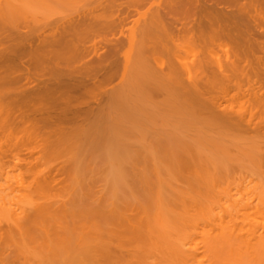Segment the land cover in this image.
Here are the masks:
<instances>
[{
    "label": "rangeland",
    "instance_id": "374dc122",
    "mask_svg": "<svg viewBox=\"0 0 264 264\" xmlns=\"http://www.w3.org/2000/svg\"><path fill=\"white\" fill-rule=\"evenodd\" d=\"M26 1L25 0L23 1L17 0L16 2L14 1L17 4L18 3L23 4L22 6L18 4L20 8H22L20 10L19 6L15 4L14 2H11L10 0L11 3L18 6V8L15 5H12L14 7L12 6L11 7L17 8L18 10H20V12H16V14H15V11L13 10L14 14L11 15L12 13H10L11 19L12 18L15 19L14 15H16L17 17L21 15L23 17H18L19 19L17 20L15 19L16 21L14 23H13L14 21L13 19L8 20L9 15L6 16L7 19L4 17L3 19L6 21V24L8 25V27L10 26L11 28H15V30L14 29L10 30V27L8 28L7 25H5L8 29H6V27L4 26L5 27L4 30L1 31L3 33H0V60L3 59L4 57L3 54L6 53L9 48L13 49L14 47L15 49H19V47L21 46V51L17 52L15 54L16 55L15 57H9V61L4 66L2 67L0 66V168H1L0 169L1 170L0 172V193L2 196V197L0 196V206L2 205L0 207V215H1L0 218H2V215H3V213H1L2 210L5 211L8 208H12V206H15L19 198L23 197L24 195L26 196L27 194H28L27 195L28 197L30 195V199H31L30 202L32 203V205L28 209L29 211L28 212L26 211L27 214L25 213L23 216L24 217L26 216L25 220L27 218L29 219V220L27 219L26 221H28V224L30 227H33L34 226L33 224L35 223L39 224V219L34 220L33 218V208L35 207H39L43 209L44 208L50 209L54 212H60L59 210L66 207L67 209L66 211H71L73 214L79 212L82 209H86V208H91V209L92 208L98 209L100 207L103 208L104 205H105L104 208L107 207L106 209H109L112 207V209L119 210V208L125 206L126 204L127 205L132 204L134 206L137 204L141 205L142 203L143 205L144 200L142 201L141 199L142 196L140 193L144 194L145 192L148 195L146 196L145 195L146 193H145L144 196L146 198H143V199H146V201L148 202L149 200H147V197L149 199V195L153 197V199H151L152 197L150 198L151 201L159 200L160 195H162L163 200H167L165 198L169 197V195L170 197L171 196L174 197V194H175L174 191L175 190L177 191L179 187L180 188L186 187V184L183 183L181 180H179L177 178L178 177L177 175H176L177 177H175L173 176V174L174 172H176L174 170L179 167L178 165H176L177 160L179 159L180 161V159H182V161H180L179 163L184 162L188 158V155H184V154H186V152H190L191 150L196 152V154L191 155L192 158L189 157L190 159H193V157L195 158V156L200 154L198 158L200 159L201 158L208 159V157L211 159L214 158L215 162L218 159H221L220 155L222 153L223 155H225V156L222 155L223 161L226 159L225 157L230 158L229 159L230 161L228 164L230 168L228 166L227 167L224 166L228 163L227 159H226L227 160L226 164L225 162H223L224 165L221 164V166H224L229 169H233L234 168V167L232 168L233 165L234 166L236 165L235 167L237 168L238 166H240L238 168V172H237V168H234V170H236L237 172L235 173L239 174L240 176H245L247 169H250L251 171L252 170H255V171L264 170V157H263L264 155V132H263L264 122L262 123L259 121V118L262 115H264V110L263 112H260L257 110L259 108H256L252 105V104H255L254 103L255 101L253 100H255L256 98H258L256 100L264 99V0H222V2L219 3L221 1L220 0L218 1L219 4L215 3L216 0H212V1L210 0H207V1L206 0H198V1L189 0L193 4V6L191 4L192 7L191 6L190 7L191 8L195 7L197 9L196 11L194 9H190L191 11L194 10L196 14V15L192 14L193 13L192 11L191 13L192 16L191 14H189V12L186 13L185 8L187 9L188 6L181 8V10L182 9L185 10V14H181V11L179 10L180 8L177 5H180L181 7L182 4L184 5V3L186 5V2L182 4L180 3L178 4L180 0H176V1L175 0L173 1L171 0L170 1L168 0H126L125 1L124 0L125 3L123 2V0H121L124 4L120 0L118 1H120L121 4L120 2H116L117 0H113L116 4H118L117 6L116 4L113 3V6L114 5L117 6V7L116 6L114 7L115 9L113 8V6H111L112 0L111 2H108L109 0L107 1L106 0H103V1L101 0H67L69 1V3L68 2L66 3L65 0H60V1L59 0H54V1L46 0V3H48V1L53 2V3L49 2L50 5L48 6L50 7L52 5L53 6V7L51 6L52 9H50L51 7L47 9L48 7L44 6L46 4V3L43 4L45 0L44 2L43 0H35V1L29 0V2L28 1L26 2ZM70 1L73 3H71ZM100 1L103 2V5ZM105 2H106V5H105ZM171 2H175V5H176L175 9L176 11L179 10L180 16L178 15L179 14L178 11L176 12L175 10L173 11V16L170 14H169L170 16L169 15L164 16V12L166 11L165 9H167V7L174 8V6H170ZM193 2H197V3H193ZM1 3H2V0H0V4ZM29 3L31 4L33 3L34 5L32 4L31 6L29 5ZM54 3H55V9L57 6H59L57 8L58 9L62 8L61 11L59 10L58 12L57 10L54 9ZM107 3L108 4L111 3V5H109L110 6L109 8H108ZM35 4L38 5L39 7L36 6ZM59 4L63 6H61L60 8ZM68 4H70V6L74 4L73 6H71L73 8V9L71 8V11L73 10L72 12L70 11V8H68L70 7ZM99 4L100 6L101 5L102 6L100 7ZM166 4H169V5L167 6ZM172 5L174 4L172 3ZM163 6L166 8H164ZM40 7L42 8L41 10H39ZM102 7L105 8L103 10L104 13L101 10ZM240 7H241V10H240ZM2 8H4V5ZM77 8L79 9L78 11H77ZM92 8L95 11L92 10ZM202 8H204L203 9L204 11L202 10ZM238 8L240 11H238ZM63 9H65L64 10L65 13H63L62 11ZM68 9L70 11L69 13H67ZM109 9L112 11H110ZM0 10H5V9H0ZM74 10H76L77 13H75L76 11ZM91 10L93 14L98 12L96 13L97 15H94L96 17L95 19H97L96 21H94V17L92 16V14H90ZM21 11L25 12L26 17L24 16L23 12H22L23 14H21ZM26 11L28 14L26 13ZM99 11L102 12V15L100 16H98L99 14H101L99 13ZM155 11L156 13L160 12L159 14L158 13L157 14L160 15L159 18H162L164 20L163 21L161 19V22L163 21L162 25L165 26L163 27L161 25L160 27L157 25L158 26L157 27L155 25L158 32L157 30H155V28H152L153 21H155L152 18L155 17V15L158 16L156 13L155 15L151 14V13H154ZM218 11L220 13H218ZM30 12H33V13H30ZM86 12H88L89 15ZM60 13L63 14L65 18L66 17L67 18L64 20V17L62 15H59ZM208 13L211 14L212 17L214 16L213 19L210 15H208L207 17L206 14ZM217 13L220 15L221 18L219 17ZM29 14H31V16ZM56 14H58V16ZM73 14H75V17ZM85 14H87L88 18L91 19V21L95 23V25L98 23L97 24L98 26L96 25L95 27V25L92 23L95 28L94 27L91 28L92 26L91 25L87 29L83 30V33H81V31L79 30L80 32L79 33L80 35L78 34L79 36L78 35L74 36L75 35L74 34L73 35L74 38L71 37L70 41H71V44H73L74 46L76 45V46L74 47L73 45H70L71 47L73 46V48H71L70 50H69L70 48L69 46H68V49H66L67 51L64 50V52H63V49L61 51V49L57 47L60 49V51L59 50L57 51L56 49L57 51L56 52L54 50L56 48L55 47V48H52V50L55 52L54 54L51 48H47L48 46H45L43 48L42 45H39L40 42H37L39 41L40 38L39 39H36V38L40 37L41 33L44 32L45 33L44 35H46L47 37L57 35L61 32L60 30H63L64 25H70L74 20L76 21L78 19L79 20L84 19L86 16ZM186 14H189L190 16H187ZM97 16L100 18L102 17V19H105V20H102L98 18ZM149 16L152 18L150 19ZM217 16L218 18H216L215 20V17ZM199 18H202V19L199 20ZM208 18H209V21L213 20V22L214 21L216 22L218 20L216 22V24L218 25L220 21L222 22L220 23L222 24L221 28L222 27L223 28L222 29L220 28L218 30L220 33L219 36H216V33L215 34L213 33V29L217 27L219 28L220 25L219 26L211 25L213 23L212 22L210 23L208 21ZM62 20H64L65 22ZM7 21H9V23ZM57 21L58 22L60 21V23H58ZM194 21H197V22H194ZM200 21L207 24L205 26H208V27H205V26L203 27ZM100 22H103V23H100ZM110 23L114 24V26L112 27L113 29L111 28ZM146 23H147V26H146ZM100 24L103 25L102 28L100 27ZM106 24L109 25L111 30L110 28H107V26H105ZM104 26L105 28H103ZM145 26L148 30L145 29ZM187 28H189L190 30L192 28L191 31H194L193 33H195L196 31L200 32L202 36L201 37L198 36V32L190 36L191 34H189V32L191 31H189V29L186 30ZM104 29H108V30H104ZM144 29L149 32L150 36L152 34L153 39L155 36V39L157 40V42H154L155 40H150V38L152 39V37H150L149 35H148L149 37L145 35L142 38V33H143L142 31H144ZM184 29L186 31L181 33ZM217 29H215V31ZM8 30L9 32H7ZM92 30L93 32L95 31L94 33L98 32L97 35L94 34ZM89 31L91 32L89 33ZM161 32L164 34L166 33V36H164V34H162ZM172 32L174 35L172 34ZM210 32L215 36V39L213 35L212 37L210 36ZM92 33L93 35H91ZM185 33L190 39L193 38V40L192 41L189 40L188 42L189 38L186 36ZM140 34L141 36H139ZM157 34H160L159 35L160 37ZM182 34L184 36H181ZM37 35H40V36H37ZM169 35L172 37H170ZM162 36H164L165 38L163 39ZM185 36L188 39L186 38L182 39ZM195 36L196 37L198 36V37L196 38ZM26 37H29L30 39H32V42L34 41L31 44V47L32 46L33 47L32 48L30 47V49H33L31 51H34V48L36 47L37 43L39 45L38 47H36L35 52H33L34 56L32 54L31 56H29L30 53L27 54L28 52H31L29 51L30 49L27 48V46H25L27 50L25 48L24 49L22 48L23 45H21L22 44L21 42H23V40ZM166 37H167V40L168 39L170 40L165 41ZM202 37L204 40L202 39ZM141 39L142 41H140ZM148 39L150 41H148ZM190 41L192 42V44H189L191 43ZM166 42H169V43L172 42L170 43L171 48L169 47V43L165 44ZM199 42L201 45L199 44ZM148 43L150 44V46ZM19 44L20 46H18ZM195 44H196V48H195ZM151 45L153 46L151 47ZM172 45H174L173 48H172ZM184 45L189 46L192 49V51ZM133 46L135 48L137 47V49H134ZM191 46H193L194 48ZM205 46H207V48H204ZM78 47L80 51L77 50ZM138 48H139V51H137ZM208 48L209 49L211 48V49L209 50ZM83 49H85V51ZM165 49L167 50V52ZM25 50L28 52H26ZM168 50L169 51L171 50V52H169ZM47 51L48 52L52 51L53 53L52 52L50 54L46 53ZM65 51L67 54H64ZM143 51L144 53H142ZM173 51H175V54ZM206 51H208V53H206ZM148 52H150V54ZM213 52L214 53L216 52L217 54L220 53L219 54L220 56L216 55V53L214 54ZM188 53L189 54L191 53L190 56H187L189 55ZM81 54H83L84 57H82L83 55ZM157 54H159L161 57L163 55L164 57L167 55L169 58L167 56H166L167 58L166 57L161 58ZM171 54L173 56H171ZM203 54L204 56L202 57ZM49 55H53L51 56L53 57V60H51L52 59L51 57H48ZM174 55L176 56L174 57ZM206 55L208 57H206ZM43 56H44V59L42 58ZM186 56L188 57V59ZM200 57L202 59L207 58L208 61L209 59H214V60L216 59L217 62H219V64L223 66L222 71H225L224 74L222 72H221L222 74L218 72L219 73L218 77L220 75L219 78L222 79L224 78L223 76H225L226 73H228L226 77L229 75L228 77L232 80V82L231 80L226 81V78H224V80L222 79L224 81V88H219L217 85H211L210 82H206V80H209L208 77L210 78L211 75H208V77L206 75H203L205 76V78L201 76V79H198L196 83L189 81L193 79L194 74H195V73L194 74L191 73L193 72L192 70L193 63L191 64L190 61L195 62V59H201ZM34 58H37V59H34ZM170 58L174 60L172 61L170 60ZM97 59L98 60L100 59L99 61L101 62V64L100 62H97L100 64V65L97 64L99 66L98 69L102 67L100 72L97 70V68H95L97 66L96 65ZM159 59H161V61H159ZM167 59H169L170 62ZM87 62H90V63L86 64ZM173 62L174 63L176 62L175 63L176 66H178L179 63L182 64L181 66H183V69H184L183 71L185 72L187 71L186 73L189 72L188 69L191 70V72L188 73L190 76L188 81L191 82V85L193 84L194 86L195 84H198L197 87L199 88L198 89L196 88L197 90H199L201 87L202 90L198 91L199 94L196 92L197 91L196 90L195 92L197 93V95L195 93L188 95V92H186V90H184L183 87L182 89L181 86H180V89L178 88V90L176 91L175 89L177 87L176 82H178L179 79H185V76L184 75L180 76L181 74H179L180 72H178V75H179V78H177L178 80L174 79V80H171V83L169 82L170 80L167 79L168 77L167 75L170 76L169 74L170 72H168V69L172 68V70H174L173 73H177V70H178V68L177 70H175L176 66L174 65ZM209 62H212V60ZM82 63H84L85 66L87 65V67L88 65H90L89 67H91V69L93 70L96 69V70L93 73V71H91L90 68L86 69L87 67L85 68V66ZM141 64L143 65L141 66ZM157 64L160 67L157 66ZM127 65L128 66L130 65V66L128 67ZM54 66L56 67L55 68L56 70L53 69ZM67 66H68V69L66 68ZM69 66L71 68H69ZM81 66L83 67V69L80 68ZM165 66L166 68L169 66L167 70ZM73 67L78 73H75L76 71L74 70ZM84 68H85V72H84ZM153 68H157V70ZM159 68H161V71H159L161 74L156 73V71L158 72V70H160ZM163 68L165 71L162 70ZM180 68L181 67L179 66V69ZM50 70L55 71V72L58 71L60 73L58 75V72L52 73ZM145 70H146V73L144 72ZM147 71L149 72L148 74H147ZM49 72H51L52 74L58 75V77H54V79L56 78L58 81L55 83L53 82V86L55 85L56 89L58 86V84L56 86V83H58L59 81L61 83L65 81V83L67 82L66 84H68V82L74 79L68 85H66V88L67 86L68 87L70 86L69 88L71 89L73 88L72 91L70 89L67 90L68 92H66V90L64 91L66 92L64 94L68 93L69 96L64 95L63 97H61L57 95L58 92L54 93L53 91V93L56 95L54 96L52 92H50L49 94L47 93L48 100H43L45 98L43 97V95H41L43 99H41L39 95L38 96L32 95L30 100L29 98L28 99L22 98L23 97L22 95L27 92L26 90L33 91V90H30V88L34 89V91L36 89L37 91H40V92H44L43 90H48V87L50 86V84L52 86V81H54V79H52L53 78L52 75H50ZM79 72L81 75L79 74ZM190 74H192L193 77ZM250 74L253 77L248 78ZM84 75H86L87 77H85ZM162 75H163V78H162ZM48 76H49L50 83L48 82ZM150 76L152 79L148 78ZM172 76L173 75H171V77ZM216 76L217 74L215 75V78L217 79ZM233 76H235L238 81L234 82L236 79L233 80V78H235ZM50 77H52L51 80H50ZM154 77H156L157 80L153 79ZM198 77H200V75ZM46 79H47V82H45L44 84L43 81H45ZM77 79L81 81L78 80L77 82ZM221 79H217V80H221ZM26 81L29 82V85H27V87L29 88L25 87L26 84L24 83H26ZM172 81L173 82L175 81V83H172ZM202 81L205 83H202ZM225 81L228 82L229 84L228 83L226 84ZM237 82L239 86L238 84H236ZM47 83L49 84V86H47ZM149 83L153 87L149 85ZM181 83H182V80H180L179 84ZM207 83L208 85H206ZM234 83L235 85H233ZM241 83H242V87L240 86ZM76 84H79L78 85L79 87L76 86L77 89L74 86ZM60 85H59L60 88L64 87L62 85L61 87ZM188 85L191 86L190 84ZM193 85H192V88L194 87ZM21 86H24V89L23 87L21 89ZM203 86H206L207 88ZM18 88L19 90L21 89L23 92L24 91L26 92L22 94L21 90L20 91L17 90ZM41 88H43V90ZM52 88L51 90H53ZM204 88L205 89L210 88V90L209 91L207 90L206 92ZM213 88H215L216 90ZM69 90L72 94H70ZM57 91H61V93H63L62 90H57ZM217 93H220V95H218ZM225 93L227 94L229 93L228 95L230 97ZM58 94H60V92ZM254 94H256L257 96ZM164 96H166L167 98L169 97V100L168 99L165 100L166 97L164 98ZM244 96L247 98H245ZM229 98L230 100H228ZM242 98L244 99L245 102H242L243 101ZM175 99H177V101ZM5 100L6 101L11 100V104L14 105V107L17 109H14L13 106L10 104H9L10 105V108H9L8 101L6 102ZM13 100L14 102L15 100L20 101V102L18 101L19 103H17L19 107L15 106L17 101L14 103ZM250 101H253V103H251ZM5 102L7 103V105L5 104ZM32 102H34L35 105L32 104ZM146 102L150 103L151 107H149V105ZM232 102L234 103V105ZM239 102L241 103L240 107L243 109H240ZM27 103H28V106L25 107ZM214 104L216 105L214 106ZM228 104L229 105L232 104L233 106L227 109L229 106ZM247 104L250 106H248ZM138 105H141L142 107L139 106L140 107L139 109ZM244 105L248 106V109L247 107H243ZM216 106L218 107L216 108ZM23 107L27 109L23 110L24 109ZM169 107L172 109L170 110V112H169V109H170ZM225 107L227 110L225 109ZM30 108L32 110H30ZM208 108L210 109L208 110ZM246 109L247 111H245ZM13 110H16V111H13ZM210 110L211 112H209ZM216 110H219L218 113H220L219 114L220 117H222L221 115L223 114L225 115V116L223 115L222 119H217L220 121L223 120L224 117L226 119L227 116H228L227 118L229 119H234V120L235 119L237 120L238 118L241 119L238 114H245L246 112L249 113L251 111L254 118L252 117L251 121H253V123H250L249 126H252V127H250V129H245L246 131L245 133L243 129L244 127H242L243 130L241 129L240 130L241 133L239 134V130L237 129V131H235L236 127L233 128L231 125L232 123L234 124L236 122L231 120L232 123L230 124L231 125L230 126L228 125L230 123V120H229L227 126H230V127L228 128V130L226 129L225 130L226 132H228L229 130L232 129L231 133H233V131L234 133L237 132V134L235 133L237 137L231 134L230 131L229 133L226 134V132L223 129L226 128L227 126L225 127V125H222L221 122L220 123L222 126H220L218 121H217L218 123L214 122L216 121L215 120L216 117H214L215 116L214 113L216 114L217 117H219L218 113H216L217 112ZM260 110L262 111V109ZM172 111L174 112L172 113ZM212 111H214V113ZM240 111L242 113H240ZM168 112H169V115H168ZM230 112L231 114H229ZM183 113H186V114L182 115ZM209 113H212V114H209ZM225 113H228L229 115ZM207 114L210 117H208ZM138 116L141 119H139ZM190 116L193 118L190 119ZM185 117L189 118L190 121H188L189 119ZM246 117H249L248 114ZM40 118H42L43 120ZM212 118H214V120ZM52 119H54L55 121L53 122ZM138 119L140 122L142 120V122L140 123ZM211 120L214 124H216V128L217 127L221 128L224 132L221 129L220 130L216 129L215 125L211 126L212 128H210V125L213 124ZM106 121L108 123H106ZM112 121H115L116 124ZM254 122H257V123L254 124ZM209 123L211 124L209 125ZM101 124H103L104 126ZM131 124L133 126H130ZM240 125L242 126L243 124H240ZM99 126H102V127H99ZM257 126L259 128V131L256 132L258 128L255 129L253 127H257ZM214 129L218 131L216 132ZM99 130L100 131L102 130V131L100 132ZM108 131H109V134L111 133L112 135L111 134L109 135ZM260 134H262L263 137ZM84 135H86V137H84ZM231 135L234 137H231ZM226 137L231 138V139L227 138L228 140H226L225 139ZM257 137L259 138L257 139ZM240 138H242V140H240ZM89 141L91 143H94V145L90 144ZM204 146H205V151L207 152V154H210V155H207L205 151L203 152L204 149H202V152L198 150L199 148L201 147L203 148ZM211 146L214 149H212ZM227 147L229 148V150ZM217 149L219 152H220L219 149H222L221 151L223 152L228 150L227 153H229V155L225 154V152L224 153L220 152V155H218ZM211 151L214 153H211ZM230 153L232 155L234 154L233 155L234 157L230 155ZM173 154H175L176 157L177 158L179 157V158L176 160L175 159L176 157L173 156ZM169 155L171 157H169ZM214 155L215 156L217 155L218 159H216L217 157H215ZM174 159L175 161H173ZM196 159H194L195 162H196ZM167 160L169 162L166 164V167H165L164 162H166ZM219 161L221 162L222 160H218L217 164H219ZM161 162H163L164 165H162ZM173 163L176 166H178L175 169L173 168L174 172L172 171V167H174L172 166L174 165ZM148 164L150 165L148 166ZM168 165L169 167H167ZM180 166H182V163L180 164ZM167 168H169V170ZM157 170L159 171L160 174L158 173ZM234 170H231V171L233 172ZM178 171L175 174H179ZM183 171H184V174L180 173V177L181 175L184 177L188 176L187 173H185L186 171L185 170ZM5 172L7 173L5 174ZM150 172H151L150 174L151 177H152V174L155 176V177L153 176L154 179L153 177H152V180L150 179L152 182H148L149 180L148 178H150L149 177L150 175L148 176V173ZM166 174H169V175L167 176ZM143 175L146 177V179L144 178ZM163 175H166V176H163ZM49 179L51 182L48 181ZM43 182L44 183L46 182V183L44 184ZM162 182H165L163 184L165 186H168L167 187L168 191L166 190L165 186L164 188H161L163 186V184H161ZM166 182L168 185L166 184ZM170 182L172 183L170 184ZM148 183L150 184V187L154 185L152 187L154 189L150 188L148 186L149 185ZM159 184L162 186H160ZM155 185L160 186V188L155 187ZM50 187H52L53 189ZM32 191L34 194L32 193ZM172 192H173V195H171ZM31 195H33V197ZM90 195H92L93 198ZM2 198H5L6 203H4V199L2 200ZM138 198L141 202L138 200ZM67 201L70 203H68ZM169 202L171 201L169 200ZM64 203L66 204V206H64L65 205ZM99 203L101 206L98 205ZM161 204L165 205L164 203H161ZM143 207L145 206L143 205ZM166 208H168V206H166ZM64 210L65 209L61 211H64ZM14 217H12L13 222L10 221L9 223H6L7 220L5 221L4 217L2 218L4 221L0 220V223H1L0 229L1 230L3 229L2 232H6L2 234L0 230V234H2L3 237L6 236V238H8L7 235H10L9 233L12 232L11 234L13 236L12 235L11 236L17 237L16 239H18L16 230H13V228L15 229V226H16V225H13L14 220H16V217L15 219ZM23 219L22 220L19 219L16 221L17 223L22 224ZM45 223L46 222L44 221L43 224ZM9 229H10V232L8 231ZM33 230H35V233L38 232L37 231L38 229L36 227L33 228ZM2 235H0V238L2 237ZM33 239H35L34 242H32L33 240L29 238V240L33 243V245L31 244L29 245L28 244L29 240L28 238L25 237V240H28V241L21 240V243L17 247H15L16 245L11 243L10 242L11 240L9 239L7 240H9L10 243L5 242L6 241L5 238L0 239L1 248H2L3 242L5 245V246L3 245V248L5 249L2 248L1 250L0 248V251L1 252L3 251L2 253L3 254L5 253L4 255L7 254L9 256V259L7 258L8 260H6L7 262H10V259H11L14 264H15V261H17L16 264H19L21 262V260L19 259L23 257H27V258L29 257L28 253L38 255L39 252L37 251L38 250L37 248H41V247L40 246L38 247L36 245L40 244V240L39 238H38L39 241L38 240L36 241L37 238H33ZM5 243L10 244L11 246ZM4 250L6 251L4 252ZM1 252H0V256L3 255ZM17 253L19 254L17 255ZM15 256L17 257L19 256L20 258L18 259L16 257L17 260H15L16 259L14 258ZM135 256L137 257V259H135V262H137L138 264H158L157 261L147 259L146 255L137 254ZM2 261H4L3 258H1L0 263ZM2 263L5 264L6 262H2Z\"/></svg>",
    "mask_w": 264,
    "mask_h": 264
},
{
    "label": "bare ground",
    "instance_id": "6f19581e",
    "mask_svg": "<svg viewBox=\"0 0 264 264\" xmlns=\"http://www.w3.org/2000/svg\"><path fill=\"white\" fill-rule=\"evenodd\" d=\"M16 2L17 0H11V2ZM23 1V0H22ZM26 1V0H25ZM28 2H29V0H27ZM26 1V2H27ZM31 1V0H30ZM33 1H35V0H33ZM51 1V0H50ZM50 1H48V3H46V0H45V2H44V0H43V4H45L44 6H46V7H48L49 5H50V3H53V2H50ZM54 1V0H53ZM60 1V0H59ZM66 1V3L68 2L69 3V1H67V0H65ZM101 1H103V0H101ZM100 1V2H101ZM107 1V0H106ZM121 1V0H120ZM120 1H116V2H120ZM126 1V0H125ZM125 1L123 0V2L125 3ZM168 1H170V0H168ZM171 1H173V0H171ZM176 1V0H175ZM180 1H182V0H180ZM178 2V4L180 3V4H182V3H184V2H186V5H185V3H184V5L182 4L181 5V7H180V5H177L179 8V10L181 11V14H185V10H186V13H188L189 12V14H191L192 13V11H193V13L192 14H194V15H196L195 14V12H194V10L196 11L197 9L194 7V8H191L192 6H193V4L189 1V0H183L182 2ZM187 1H189V2H187ZM191 1H193V0H191ZM196 1V0H195ZM198 1V0H197ZM207 1V0H206ZM210 1H212V0H210ZM218 1H220V0H216V2L215 3H217V4H219V3H221L222 2V0L218 3ZM5 2V3H4ZM4 2H3V0H2V3L0 4L2 7H3V5H4V8H2L1 6H0V9H5V10H0V33H3V32H1L2 30H4V28L6 27L5 25H7L6 24V21L3 19L4 17L6 18V16L7 15H9L8 16V20L9 19H11V15H13L14 14V11H15V14H16V12H20V10L22 9V8H20V6H22L23 4H20V3H15V4H17L18 6H19V9L20 10H18L17 8H18V6L17 5H15V4H13V3H11L10 2V0L8 1V0H4ZM50 2V3H49ZM58 2V1H57ZM64 2V1H63ZM71 2V1H70ZM108 2H111V0H109ZM122 2V1H121ZM121 2H120V4H121ZM122 2V3H123ZM7 3V4H6ZM9 3V4H8ZM41 3V2H40ZM60 3V2H59ZM62 3V2H61ZM71 3H73V2H71ZM102 3V5H103V2H101ZM100 3V4H101ZM111 3H112V5H111ZM111 3H107L108 4V8L110 7L109 5H111V6H113V3L114 4H116L113 0H112V2ZM123 3V4H124ZM172 3L174 4V5H172ZM177 3V2H176ZM193 3H197V2H193ZM6 4V5H5ZM33 4V3H32ZM32 4L31 3H29V5H31L32 6ZM48 4V5H47ZM63 4V3H62ZM98 4V3H97ZM100 4H99V6H100ZM191 4H192V6H191ZM12 5H15L17 8H12V7H14V6H12ZM28 5V6H29ZM34 5V4H33ZM36 5V4H35ZM60 5V4H59ZM64 5V4H63ZM63 5H60V8H61V6H63ZM69 6H70V4H68ZM74 5V4H73ZM73 5H71V6H73ZM76 5V4H75ZM101 5V6H102ZM105 5H106V2H105ZM117 6H118V4H116ZM116 5H114L113 6V8L116 6ZM167 6L169 5V4H166ZM12 6V7H11ZM26 6V5H25ZM36 6H38V5H36ZM40 6H41V4H40ZM43 6V7H44ZM52 6V5H51ZM50 6V7H51ZM68 7V8H70V11H71V8L72 7ZM78 6H79V4H78ZM77 6V7H78ZM82 6V5H81ZM81 6H80V8H81ZM100 6V7H101ZM116 6V7H117ZM122 6V5H121ZM170 6H174V8L173 7H167V9H165L166 11L164 12V16H166V15H172L173 16V11L175 10L176 11V5H175V2H171V5ZM188 6V7H187ZM191 6V7H190ZM195 6V5H194ZM9 7V8H8ZM39 7V6H38ZM45 7V8H46ZM50 7H48L47 9H49ZM53 7V6H52ZM52 7L50 8V9H52ZM57 7H59V6H57ZM56 7V9H55V3H54V9L55 10H57L58 12H59V10L61 11V9H58ZM65 7H66V5H65ZM107 7V6H106ZM164 7V6H163ZM184 8V7H187V9L185 8V10L184 9H182L181 10V8ZM35 8V7H34ZM44 8V9H45ZM96 8H97V6H96ZM95 8V9H96ZM164 8H166V7H164ZM17 11H16V10ZM37 9V8H36ZM42 8L40 7L39 8V10H41ZM46 9V10H47ZM54 9H53V11H54ZM73 9V8H72ZM105 8H101V10H102V12L104 13V10ZM107 9V8H106ZM112 9V8H111ZM115 9V8H114ZM190 9H194V10H190ZM204 8H202V10H203ZM14 10V11H13ZM65 9H63L62 11H63V13H65V11H64ZM79 9L77 8V11H78ZM92 10H94L93 8H92ZM92 10H91V13L90 14H92V16L94 17V21H96L97 19H95L96 17L94 16V15H97L96 13H98V12H96V13H92ZM110 10V9H109ZM164 10V9H163ZM179 10H177L178 11V15L180 16V12H179ZM184 10V11H183ZM206 10V9H205ZM240 10H241V7H240ZM239 10V8H238V11H240ZM24 11V10H23ZM23 11H21V14H23L24 13V16H25V12H23ZM57 11H55V12H57ZM67 11V10H66ZM69 11V9H68V12L67 13H69L70 12ZM73 11V10H72ZM71 11V12H72ZM74 11H76V10H74ZM77 11L75 12V13H77ZM95 11V10H94ZM110 11H112V10H110ZM157 11V10H156ZM156 11L154 12V13H151V14H154L155 15V13H156ZM176 11V12H177ZM182 11H183V13H182ZM191 11V12H190ZM204 11V10H203ZM207 11V10H206ZM23 12V13H22ZM29 12V11H28ZM46 12V11H45ZM90 12V11H89ZM102 12H100L99 11V13H101V14H99L98 16H100V15H102ZM163 12V11H162ZM216 12V11H215ZM10 13H12L11 15H10ZM26 13H27V11H26ZM30 13H33V12H30ZM42 13V12H41ZM52 13V12H51ZM87 14H88V12H86ZM108 13H109V11H108ZM111 13V12H110ZM158 13V12H157ZM156 13V14H157ZM160 13V12H159ZM158 13V14H159ZM196 13H198V12H196ZM200 13V12H199ZM218 13H220L219 11H218ZM217 13V14H218ZM28 14V13H27ZM45 14V13H44ZM84 14V13H83ZM87 14H85L86 16H87ZM105 14H107V13H105ZM105 14H103V15H105ZM157 14V15H158ZM189 14H186L187 16H190ZM192 14H191V16H192ZM215 14V13H214ZM30 16H31V14H29ZM48 15V14H47ZM54 15V14H53ZM57 16H58V14H56ZM59 15H62L63 16V14H59ZM74 15V17H75V14H73ZM77 15V14H76ZM89 15V14H88ZM153 15V16H154ZM169 15V16H170ZM207 15V17H208V15H210L211 16V14H206ZM219 15V14H218ZM16 15H14V18L17 20V19H19L18 17H23V16H16ZM46 16V15H45ZM71 16V15H70ZM80 16V15H79ZM86 16H85V18L84 19H81V20H74V19H72V20H74L73 22L72 21H70V22H72L70 25H64V28H63V30H60L59 32H57V33H59V34H57V35H54V36H50V37H47L46 35H44L45 33L43 32V33H41L40 35H37V36H40V37H37L36 39H39V41H37L36 39V41L37 42H40L39 43V45H42V47L44 48L45 46H48L47 48H51V50H52V48H55L54 50L56 51V49H57V51L59 50L60 51V49H61V51H62V49H63V52H64V50H66V49H68V46L70 47L69 48V50L71 49V48H73V44H71V41H70V38L71 37H73V35L74 36H77L80 32H79V30L81 31V33H83V30H85V29H87L89 26H91V28L92 27H94L93 26V24L95 25V23H93L92 21H91V19H89L88 18V16H87V18H86ZM97 16V17H98ZM159 16L160 15H158V16H156L155 15V17H150V19L152 18V19H154L155 21H153V24L152 23H150V24H152L153 25V27L152 28H155V30H157L156 29V26L158 25V26H160L161 27V25H162V22L164 21L162 18H159ZM174 16H175V14H174ZM10 17V18H9ZM26 17V16H25ZM64 17V16H63ZM62 17V18H63ZM74 17H72V18H74ZM91 17V16H90ZM92 17V18H93ZM145 17V16H144ZM183 17V16H182ZM206 17V16H205ZM206 17V18H207ZM212 17V16H211ZM211 17H209V18H211ZM214 17V16H213ZM213 17H212V19H213ZM219 17H220V15H219ZM30 18H32V17H30ZM47 18V17H46ZM67 18V17H66ZM65 17H64V20L66 19ZM83 18V17H82ZM98 18H100V17H98ZM147 18V17H146ZM178 18V17H177ZM184 18H185V16H184ZM188 18V17H187ZM186 18V19H187ZM193 18V17H192ZM196 18V17H195ZM209 18H208V21H209ZM216 18H218V16L217 17H215V20H216ZM221 18V17H220ZM7 19V18H6ZM13 19V18H12ZM11 19V20H12ZM15 19H13L14 21H13V23L16 21ZM49 19V18H48ZM100 19H102V17L100 18ZM99 19V20H100ZM159 19H160V21H159ZM161 19L163 20L162 22H161ZM165 19V18H164ZM176 19V18H175ZM190 19V18H189ZM198 19V18H197ZM200 19H202V18H199V20ZM211 19V20H212ZM64 20H62V21H64ZM102 20H105V19H102ZM192 20V19H191ZM206 20V19H205ZM222 20V19H221ZM5 21V22H4ZM67 21V20H66ZM69 21V20H68ZM101 21V20H100ZM107 21V20H106ZM111 21V20H110ZM157 21H159V22H157ZM176 21H178V20H176ZM218 21V20H217ZM216 21V22H217ZM223 21V20H222ZM8 23H9V21H7ZM11 22V21H10ZM58 22V21H57ZM65 22V21H64ZM109 22V21H108ZM107 22V23H108ZM112 22V21H111ZM114 22V21H113ZM194 22H197V21H194ZM199 22V21H198ZM201 22V25H203V27L205 26V25H207V24H205V23H203L202 21H200ZM210 23L212 22L213 24H211V25H214V26H219L220 25V27L217 29V28H214L213 29V33L215 34L216 33V36H219V29L221 28V23L219 22V25L218 24H216V22L214 23L213 22V20L212 21H209ZM58 23H60V21L58 22ZM93 23V24H92ZM100 23H103V22H100ZM105 23V22H104ZM159 23V24H158ZM161 23V24H160ZM203 23V24H202ZM11 24V23H10ZM55 24H56V22H55ZM64 24H66V23H64ZM98 24V23H97ZM96 24V25H97ZM109 24V23H108ZM12 25V24H11ZM96 25H95V27H96ZM151 25V26H152ZM156 25V26H155ZM5 26V27H4ZM60 26H61V24H60ZM66 26V27H65ZM98 26V25H97ZM102 24H100V27L102 28ZM105 26H107V28H110L109 27V25H105ZM105 26L103 27V28H105ZM110 26H111V28L114 26V24L113 23H110ZM117 26V25H116ZM146 26H147V23H146ZM146 26H145V29L146 30H148L147 28H146ZM155 26V27H154ZM157 26V27H158ZM163 27H165L164 25H162ZM7 27H8V25H7ZM6 27V29H8ZM13 27V26H12ZM94 27V28H95ZM142 27V26H141ZM159 27V28H160ZM181 27H183V26H181ZM205 27H208V26H205ZM62 28V27H61ZM111 28H110V30H111ZM115 28V27H114ZM185 28V27H184ZM223 28V27H222ZM221 28V29H222ZM5 29V30H6ZM15 30V28H11L10 27V30ZM90 29V28H89ZM88 29V30H89ZM113 29V28H112ZM144 29V31H140L141 33H142V38L145 36V35H149V32L148 31H146ZM161 29V28H160ZM159 29V30H160ZM183 29V28H182ZM189 28H187L186 30H188ZM215 29H217L216 31H218V32H216L215 31ZM104 30H108V29H104ZM151 30V29H150ZM185 29L181 32V30H180V32L181 33H183V32H185L186 31ZM191 30H192V28H191ZM190 29H189V31H191ZM146 31V32H145ZM152 31V30H151ZM161 31V30H160ZM188 31V32H189ZM222 31V30H221ZM220 31V32H221ZM7 32H9V30L7 31ZM88 32V31H87ZM91 31H89V33H90ZM92 32H93V30H92ZM95 32V31H94ZM93 32V33H94ZM97 32V31H96ZM157 32H158V30H157ZM170 32V31H169ZM187 32V33H188ZM192 33L194 32V31H191ZM191 32H189V34H191L190 36H192V35H194L196 32H198V31H196L195 33H191ZM93 33L91 34V35H93ZM98 33V32H97ZM97 33H94V34H96L97 35ZM145 33V34H144ZM147 33V34H146ZM150 33H152V32H150ZM162 33V32H161ZM178 33V32H177ZM23 34V33H22ZM33 34V33H32ZM88 34V33H87ZM86 34V35H87ZM137 34V33H136ZM144 34V35H143ZM154 34H155V32H154ZM162 34H164V33H162ZM161 34V35H162ZM172 34H173V32H172ZM186 34V33H185ZM188 34V35H189ZM200 34V35H199ZM218 34V35H217ZM2 35V34H1ZM80 35V34H79ZM78 35V36H79ZM82 35V34H81ZM84 35H85V33H84ZM89 35V34H88ZM158 36L160 35V34H157ZM174 35V34H173ZM212 33L210 32V36L212 37ZM43 36V37H42ZM83 36V35H82ZM139 36H141V34L139 35ZM150 36V35H149ZM148 36V37H149ZM164 36H166V33L164 34ZM164 36H162V38L164 39L165 37ZM170 36V35H169ZM179 36V35H178ZM181 36H184L183 34L181 35ZM186 36H187V34H186ZM186 36L184 37V38H182V39H185L186 38ZM198 36H202L201 35V33L200 32H198ZM197 36V37H198ZM214 36V35H213ZM23 37V36H22ZM150 37H152V34H151V36ZM160 37V36H159ZM170 37H172V36H170ZM188 37V36H187ZM196 37V36H195ZM196 37V38H197ZM199 37V38H200ZM74 38V37H73ZM140 38V37H139ZM139 38H138V40H139ZM179 38V37H178ZM189 38V37H188ZM188 38H186V39H188ZM192 38V37H191ZM136 39V38H135ZM147 39V38H146ZM145 39V40H146ZM172 39V38H171ZM174 39V38H173ZM202 39H203V37H202ZM214 39H215V36H214ZM145 40H143V41H145ZM150 40H155L154 42H157V40L155 39V36H154V39H153V37H152V39L150 38ZM149 39H148V41H150ZM160 40H161V38H160ZM167 40V37H166V39H165V41ZM170 39H168L167 41H169ZM189 40H193V38L192 39H188V42H189ZM197 40V39H196ZM204 40V39H203ZM82 41V40H81ZM140 41H142V39L140 40ZM147 41V40H146ZM163 41V40H162ZM190 41V42H191ZM195 41V40H194ZM17 42V41H16ZM15 42V43H16ZM34 42V41H33ZM32 42V39H30L29 37H26L24 40H23V42H21L22 44L21 45H23L22 46V48L24 49L25 48V46H27V48H29L30 49V47H31V44L33 43ZM78 42V41H77ZM83 42V41H82ZM161 42V41H160ZM159 42V43H160ZM164 42V41H163ZM183 42H185V41H183ZM182 42V43H183ZM147 43V42H146ZM169 42H166L165 44H168ZM170 43H172V42H170ZM170 43H169V47L171 46L170 45ZM198 43V42H197ZM196 43V44H197ZM205 43V42H204ZM204 43H202V44H204ZM75 44V43H74ZM134 44V43H133ZM149 44V43H148ZM147 44V45H148ZM156 44H158V43H156ZM189 44H192V42L191 43H189ZM196 44H195V48H196ZM199 44H200V42H199ZM1 45H2V43H1ZM17 45V44H16ZM38 45V43H37V45H36V47H38L39 46ZM70 45H73L72 47L70 46ZM194 45V44H193ZM201 45V44H200ZM18 46H20V44L18 45ZM76 46V45H75ZM74 46V47H75ZM135 46V45H134ZM133 46V48L134 49H137V47L135 48ZM137 46H139V45H137ZM149 46H150V44H149ZM148 46V47H149ZM153 45H151V47H152ZM155 46V45H154ZM163 46H164V44H163ZM167 46V45H166ZM184 46H186V45H184ZM204 46V45H203ZM212 46V45H211ZM219 46H221V45H219ZM17 47V46H16ZM33 47V46H32ZM31 47V48H32ZM35 47V46H34ZM36 47L34 48V51H31V50H33V49H30L29 51H31V52H28V51H26V52H28L27 54H29L30 53V55L29 56H31V54L34 56V54H33V52H35V49H36ZM42 47H40V48H42ZM57 47H59V48H57ZM145 47H147V46H145ZM159 47V46H158ZM169 47H168V49H169ZM174 47V45H172V48ZM183 47V46H182ZM186 47H188L191 51H192V49L189 47V46H186ZM191 47H193V46H191ZM198 47V46H197ZM213 47V46H212ZM216 47V46H215ZM82 48V47H81ZM80 48V49H81ZM84 48V47H83ZM141 48V47H140ZM155 48V47H154ZM165 48V47H164ZM171 48V47H170ZM194 48V47H193ZM204 48H207V46H205ZM220 48V47H219ZM261 48V47H260ZM10 49V48H9ZM8 49V51L6 52V53H4L3 55H4V57H3V59H1L0 60V66L2 67V66H4L8 61H9V57H15L16 55V53L17 52H20L21 51V46L19 47V49H15L14 47H13V49H10L9 50ZM209 49V48H208ZM211 49V48H210ZM209 49V50H210ZM222 49V48H221ZM49 50V49H48ZM77 50H79V47H78V49ZM84 51H85V49H83ZM140 50H142V49H140ZM166 50V49H165ZM216 50V49H215ZM214 50V51H215ZM235 50V49H234ZM38 51V50H37ZM41 51V50H40ZM53 51V50H52ZM52 51H47L46 53H51ZM56 51V52H57ZM67 51V50H66ZM66 51H65V53L64 54H67L66 53ZM80 51V50H79ZM137 51H139V48H138V50ZM164 51V50H163ZM162 51V52H163ZM169 51V50H168ZM175 51H177V50H175ZM175 51H173L174 52V54H175ZM185 51V50H184ZM212 51V50H211ZM225 51V50H224ZM54 52V51H53ZM52 52V53H53ZM70 52V51H69ZM166 52H167V50H166ZM169 52H171V50L169 51ZM202 52V51H201ZM204 52V51H203ZM217 52V51H216ZM215 52V53H216ZM37 53V52H36ZM40 53V52H39ZM45 53V54H46ZM59 53V52H58ZM142 53H144V51L142 52ZM149 54H150V52H148ZM186 53V52H185ZM206 53H208V51H206ZM210 53V52H209ZM214 53V52H213ZM214 53V54H215ZM225 53V52H224ZM54 54H55V52H54ZM146 54V53H145ZM149 54H147V55H149ZM154 54V53H153ZM164 54V53H163ZM167 54V53H166ZM189 54V53H188ZM191 54V53H190ZM190 54L189 55H187V56H190ZM211 54V53H210ZM220 53H216V55H219ZM60 55V54H59ZM80 55V54H79ZM81 55H83V54H81ZM157 55H159V54H157ZM177 55V54H176ZM176 55H174V57L176 56ZM181 55V54H180ZM186 55V54H185ZM223 55V54H222ZM32 56V57H33ZM37 56H39V55H37ZM51 56H53V55H49L48 57H51ZM76 56V55H75ZM152 56V55H151ZM155 56H156V54H155ZM160 56V55H159ZM167 56V55H166ZM165 56V57H166ZM171 56H173L172 54H171ZM170 56V57H171ZM178 56V55H177ZM186 56V57H187ZM191 56H193V55H191ZM195 56V55H194ZM204 56V54L202 55V57ZM220 56V55H219ZM236 56H237V54H236ZM239 56V55H238ZM55 57V56H54ZM82 57H84V55L82 56ZM82 57H81V59H82ZM150 57V56H149ZM154 57V56H153ZM158 57V56H157ZM161 57V56H160ZM162 57H164V55L162 56ZM161 57V58H162ZM164 57V58H165ZM168 57V56H167ZM166 57V58H167ZM206 57H208L207 55H206ZM215 57V56H214ZM43 59H44V56L42 57ZM47 58V57H46ZM52 59L51 60H53V57H51ZM159 58V57H158ZM169 58V57H168ZM183 58H185V57H183ZM201 58V57H200ZM212 58V57H211ZM34 59H37V58H34ZM176 59H178V58H176ZM187 59H188V57H187ZM187 59H185V60H187ZM195 59V58H194ZM194 59H192V60H194ZM50 60V59H49ZM55 60V59H54ZM100 60V59H99ZM98 59L96 60V65L97 64H99V63H97V62H100ZM131 60V59H130ZM164 60V59H163ZM168 61H169V59H167ZM166 60V61H167ZM170 60H172L171 58H170ZM174 60V59H173ZM172 60V61H173ZM212 60V62H209V61H211ZM214 59H209V61H208V59L207 58H201V59H195V62H193V61H190L191 62V64L193 63V65H192V70H193V72H191V70H189L188 68H189V66H188V73H192V74H194V77H193V75L192 74H190V75H192V77H193V79L192 80H189V81H191V82H197V80L198 79H201V76H203V75H206L207 77H208V75H211L210 76V78L208 77V79L209 80H206V82H210L211 83V85H217L219 88H224V78H226V81H228V80H231L228 76L226 77V75L228 74V73H226V75L225 76H223L224 78H219L220 77V75H219V77H218V72H220V74H224L225 73V71H222L223 70V66L221 65V64H219V62H217V60L215 59L214 61H213ZM149 61V60H148ZM159 61H161V59H159ZM167 61V62H168ZM172 61H171V63H172ZM225 61V60H224ZM145 62V61H144ZM170 62V61H169ZM177 62V61H176ZM175 62V63H176ZM85 63V62H84ZM84 63H82L84 66H85V64ZM88 63H90V62H87L86 64H88ZM137 63H139V62H137ZM142 63V62H141ZM151 63V62H150ZM160 63V62H159ZM174 63V62H173ZM174 63V65L176 66V64ZM189 63V62H188ZM188 63H187V65H188ZM100 64H101V62H100ZM99 64V65H100ZM161 64V63H160ZM92 65V64H91ZM139 65V64H138ZM143 64H141V66H142ZM182 64H180L179 63V65L178 66H176V68H175V70H177V68H178V70H177V73H173V71L174 70H172V68H169L168 69V72H170L169 74H170V76L169 75H167L168 77H167V79H169L170 81V83H171V80H178L177 78H179V75H178V72H180L179 74H181L180 76H185V79H179L178 80V82L180 83V80H182V83L181 84H183V85H181V84H179L178 82H176L177 84H176V91L178 90V88L180 89V86H181V88L183 87L184 88V90H186V92H188V95H190V94H196L197 95V93H198V91L200 90H202L201 89V87H200V89L199 90H197L199 87H197L198 86V84H195V86L192 88V85H191V82H189L188 81V79L190 78V76H189V74L188 73H186L185 71H183L184 69H183V66H181ZM190 65V64H189ZM234 65V64H233ZM90 65H88V67H87V65L85 66V68L86 69H88V68H90V70L91 71H93V73H94V71L96 70V69H91V67H89ZM94 66V65H93ZM98 66V65H97ZM95 67V68H97V70L100 72V70L102 69V67L100 68V69H98L99 68V66L98 67ZM128 66V65H127ZM130 66V65H129ZM128 66V67H129ZM148 66V65H147ZM146 66V67H147ZM156 66V65H155ZM157 66H159L158 64H157ZM167 66V65H166ZM166 66H165V68H166ZM179 66L181 67L180 69H179ZM150 67H152V66H150ZM160 67V66H159ZM169 67V66H168ZM167 67V68H168ZM234 67V66H233ZM56 67L54 66V68L53 69H55ZM67 69H68V66L66 67ZM65 68V69H66ZM69 68H71L70 66H69ZM74 68V67H73ZM72 68V69H73ZM81 69H83V67L81 66L80 67ZM85 68H84V72H85ZM148 68V67H147ZM167 68H166V70H167ZM145 69V68H144ZM153 69H156L157 70V68H153ZM160 70H158V72L156 71V70H154V71H156V73H159V74H161L159 71H161V68H159ZM225 69V68H224ZM245 69V68H244ZM56 70V69H55ZM74 70H75V68H74ZM78 70V69H77ZM162 70H164V68L162 69ZM181 70V71H180ZM52 73L53 72H55V71H52V70H50ZM76 71V70H75ZM75 71H73V72H75ZM81 71V70H80ZM97 71V72H98ZM165 71V70H164ZM227 71V70H226ZM51 72H49L50 73V75H52V77H50V80H51V78L52 79H54V77H58V75H59V73L60 72H58V75L56 76L55 74H52ZM57 72H55V73H57ZM82 72V71H81ZM87 72V71H86ZM145 73H146V70L144 71ZM176 72V71H175ZM182 72H184V73H182ZM222 72V73H221ZM75 73H78L77 71L75 72ZM149 72L147 71V74H148ZM152 73V72H151ZM163 73V72H162ZM165 73V72H164ZM167 73V72H166ZM79 74H80V72H79ZM84 74V73H83ZM89 74V73H88ZM176 74V75H175ZM217 74V79H221V80H217L216 78H215V75ZM231 74V73H230ZM55 75V76H54ZM61 75V74H60ZM81 75V74H80ZM87 75V74H86ZM86 75H84L85 77H87ZM110 75V74H109ZM111 75H112V73H111ZM166 75V74H165ZM171 75H173L172 77H171ZM200 75V77H198ZM154 76V75H153ZM222 76V75H221ZM62 77H63V75H62ZM61 77V78H62ZM147 77V76H146ZM170 77V78H169ZM175 77V78H174ZM188 77V78H187ZM204 78H205V76H203ZM233 77H235V76H233ZM237 77H238V75H237ZM251 78V77H253V76H251V74H250V76H248V78ZM260 77V76H259ZM258 77V78H259ZM59 78H60V76H59ZM110 78V77H109ZM148 78H151V76L150 77H148ZM162 78H163V75H162ZM63 79V78H62ZM81 79V78H80ZM90 79V78H89ZM152 79V78H151ZM153 79H156L157 80V78L156 77H154ZM165 79H166V77H165ZM164 79V80H165ZM234 79H236V77L235 78H233V80ZM56 80V81H55ZM59 80H61V79H59ZM65 80V79H64ZM74 80V79H73ZM73 80H71V81H73ZM78 80L79 79H77V82H78ZM83 80V79H82ZM155 80V81H156ZM184 80V81H183ZM187 80V81H186ZM196 80V81H195ZM58 80L55 78L54 79V81H52V86H51V84H50V86H49V84L47 83V86H49L48 87V90H50V91H48V90H43V88H41L44 92H40V91H37L36 89H35V91H34V89H32V88H30V90H33V91H29V90H26V91H22L21 89H22V87H23V89H24V86H21V92H22V94L23 93H25V94H21L22 96V98H29V100L31 99V96L33 95H36V96H40L41 97V95H43V97H45L44 99L41 97V99H43V100H48V98H47V93L49 94L50 92H52L53 93V91H54V93L56 92H60V94H58L57 93V95L58 96H61V97H63L64 95H67V96H69L68 95V93L67 94H64V93H66V92H68L67 90L68 89H70L71 91H72V89L71 88H69L68 86H67V88H66V85H68L70 82H68V84H66L65 83V81H63L62 83L59 81L58 83H56V86H57V84H58V86H57V89L55 88V85L53 86V82L55 83V82H57ZM66 81H67V79H66ZM79 81H81V80H79ZM200 81V80H199ZM204 81H205V79H204ZM225 81V82H226ZM236 81H238L237 79L234 81V82H236ZM45 82H47V79L45 80V81H43V83L45 84ZM48 82L50 83V81H49V76H48ZM99 82H101V81H99ZM151 82V81H150ZM231 82H232V80H231ZM3 83V82H2ZM28 83V84H27ZM60 83H61V85L62 86H64V87H62L61 85H60ZM74 83H76V82H74ZM98 83V82H97ZM172 83H175V81L173 82L172 81ZM202 83H205V82H203L202 81ZM228 82H226V84H227ZM249 83V82H248ZM24 84H26V86L25 87H27V85H29V82H27L26 81V83H24ZM159 84V83H158ZM186 84V85H185ZM188 84H190L191 86H189ZM229 84V83H228ZM236 84H238V82L236 83ZM59 85L62 87V88H60L59 87ZM79 84H76V85H74L75 86V88H76V86L77 87H79L78 86ZM83 85H85V84H83ZM82 85V86H83ZM149 85H151L150 83H149ZM173 85H175V84H173ZM188 85V86H187ZM203 85H205V84H203ZM206 85H208V83L206 84ZM233 85H235V83L233 84ZM5 86V85H4ZM46 86V87H47ZM81 86V85H80ZM152 86V85H151ZM200 86V85H199ZM202 86V85H201ZM238 86H239V84H238ZM241 87H242V83H241V85H240ZM43 87V86H42ZM45 87V86H44ZM53 89V90H51V88ZM60 89H59V88ZM150 87V86H149ZM153 87V86H152ZM191 87V88H190ZM203 87H206V86H203ZM3 88V87H2ZM27 88H29V87H27ZM154 88H155V86H154ZM182 88V89H183ZM197 88V89H196ZM207 88V87H206ZM256 88V87H255ZM26 89V88H25ZM77 89V88H76ZM151 89V88H150ZM213 89H215V88H213ZM4 90H6V89H4ZM17 90H19V88L17 89ZM19 90V91H20ZM57 90H62V92L63 93H61V91H57ZM66 90V92H64ZM70 90H69V92H70ZM153 90V89H152ZM161 90V89H160ZM164 90H166V89H164ZM197 90V91H196ZM204 90H206V92H207V90L209 91L210 90V88L209 89H205L204 88ZM216 90V89H215ZM253 90H255V89H253ZM37 91V92H36ZM47 91V92H46ZM74 91V90H73ZM175 91V92H176ZM197 93H196V92ZM251 91V90H250ZM163 92V91H162ZM161 92V93H162ZM174 92V93H175ZM203 92V91H202ZM206 92H204V93H206ZM223 92H225V91H223ZM259 92V91H258ZM18 93V92H17ZM53 93V94H54ZM160 93V92H159ZM177 93V92H176ZM240 93H242V92H240ZM63 94V95H62ZM70 94H72L71 92H70ZM164 94H165V92H164ZM199 94V93H198ZM218 95H220V93H217ZM225 94H227V93H225ZM229 94V93H228ZM227 94V95H228ZM231 94V93H230ZM17 95H19V94H17ZM56 94H54V96H55ZM234 95V94H233ZM244 95V94H243ZM242 95V96H243ZM254 95H256V94H254ZM259 95V94H258ZM229 96V95H228ZM228 96H227V98H228ZM246 96V95H245ZM244 96V97H245ZM257 96V95H256ZM9 97V96H8ZM20 97V98H21ZM115 97V96H114ZM166 96H164V98H165ZM219 97V96H218ZM230 97V96H229ZM243 97V98H244ZM262 97V96H261ZM16 98V97H15ZM14 98V99H15ZM21 98V99H22ZM207 98H208V96H207ZM206 98V99H207ZM225 98V97H224ZM242 98V99H243ZM245 98H247V97H245ZM249 98H250V96H249ZM10 99V98H9ZM113 99V98H112ZM169 100V97L167 98L166 97V99L165 100ZM171 99V98H170ZM192 99V98H191ZM190 99V100H191ZM211 99V98H210ZM241 99V98H240ZM256 99H258V98H256ZM253 100V101H255L254 103L255 104H252L254 107H256V108H259V109H257L258 111H260V112H263V110H264V99H262V100ZM174 100V99H173ZM176 101H177V99H175ZM215 100V99H214ZM227 100V99H226ZM228 100H230V98L228 99ZM246 100H248V99H246ZM6 101V100H5ZM8 101V106H9V108H10V105H12L11 104V100H7ZM6 101V102H7ZM9 101H10V103H9ZM17 100H15V102H16ZM19 101V100H18ZM16 102V107H19V105H17V103H19V102ZM26 101V100H25ZM164 101V100H163ZM179 101V100H178ZM218 101V100H217ZM240 101V100H239ZM242 101V100H241ZM253 101H250L251 103H253ZM5 102V104L7 105V103ZM13 102H14V100H13ZM12 102V103H13ZM14 102V103H15ZM181 102V101H180ZM194 102V101H193ZM221 102V101H220ZM226 102V101H225ZM242 102H245L244 101V99H243V101ZM248 102V101H247ZM249 102V103H250ZM30 103H31V101H30ZM29 103V104H30ZM147 103V102H146ZM171 103V102H170ZM217 103V102H216ZM219 103V102H218ZM228 103H229V101H228ZM233 103V102H232ZM250 103V104H251ZM10 104V105H9ZM25 104V103H24ZM32 104H34V102H32ZM127 104H128V102H127ZM148 105H149V107H151L150 106V103H147ZM211 104V103H210ZM240 102H239V107H240ZM31 105V104H30ZM35 105V104H34ZM142 105V104H141ZM141 105H138V108L140 109V107L139 106H141ZM145 105V104H144ZM186 105V104H185ZM216 104H214V106H215ZM229 105V104H228ZM227 105V106H228ZM233 105H234V103H233ZM232 104H230L229 106H228V108L227 109H229L231 106H233ZM248 105V104H247ZM8 106H6V107H8ZM13 106V108L14 109H17V108H15L14 107V105H12ZM21 106H22V104H21ZM26 106H28V103L25 105V107ZM32 106V105H31ZM143 106V105H142ZM141 106V107H142ZM218 106H220V105H218ZM218 106H216V108L218 107ZM248 106H250V105H248ZM248 106H243V107H247V109H248ZM30 107V106H29ZM33 107V106H32ZM31 107V108H32ZM38 107H39V105H38ZM146 107V106H145ZM206 107V106H205ZM209 107V106H208ZM237 107H238V105H237ZM236 107V108H237ZM24 108V107H23ZM30 108V110H32ZM144 108V107H143ZM170 108V107H169ZM215 108V107H214ZM213 108V109H214ZM12 109V108H11ZM25 109H27V108H24L23 110H25ZM210 108H208V110H209ZM221 109V108H220ZM225 109H226V107H225ZM226 109V110H227ZM240 109H243V108H241L240 107ZM247 109L245 110V111H247ZM260 109H262V111L260 110ZM129 110V109H128ZM170 110H172L171 108L169 109V112H170ZM212 110V109H211ZM211 110L209 111V112H211ZM234 110V109H233ZM237 110V109H236ZM13 111H16V110H13ZM43 111V110H42ZM207 111V110H206ZM217 111V112H216ZM215 112L216 113H218L219 112V110H216ZM9 112V111H8ZM130 112V111H129ZM169 112H168V115H169ZM174 111H172V113H173ZM176 112V111H175ZM178 112V111H177ZM213 113H214V111H212ZM221 112V111H220ZM223 112V111H222ZM231 112H232V110H231ZM231 112L229 113V114H231ZM105 113V112H104ZM186 113H188V112H186ZM186 113H183L182 115H185ZM240 113H242L241 111H240ZM247 113V112H246ZM238 114L239 115V117L241 118V119H229V118H227L226 117V119H225V117H224V119L226 120H217V119H222L223 118V115H221L222 117H220V113H218V115H219V117H217L216 116V114L214 113V117H216V121H214L215 123H218L219 122V125L220 126H222V125H225V127L227 126V124H228V122H229V120H230V123L228 124V125H230L232 122H231V120L232 121H234V122H236V123H234V124H236V125H234L233 123L231 124L232 125V127L234 128V127H236V130L235 131H237V129L239 130V134L241 133L240 132V130L242 129V127H244L243 129H244V133L246 132L245 131V129H250V127H252V126H249L250 125V123H253V121H251L252 120V117H253V114H252V112L250 111L249 113H247L248 114V116L249 117H246L247 116V114ZM18 114H20V113H18ZM109 114V113H108ZM118 114V113H117ZM131 114V113H130ZM158 114V113H157ZM209 114H212V113H209ZM222 114V113H221ZM225 114H228V113H225ZM228 114V115H229ZM233 114V113H232ZM263 114V113H262ZM159 115V114H158ZM172 115V114H171ZM208 115V114H207ZM246 115V116H245ZM104 116V115H103ZM212 116V115H211ZM225 116V115H224ZM234 116V115H233ZM14 117V116H13ZM48 117V116H47ZM106 117V116H105ZM139 117V116H138ZM151 117V116H150ZM171 117V116H170ZM170 117H169V119H170ZM173 117V116H172ZM208 117H210L209 115H208ZM52 118V117H51ZM102 118V117H101ZM152 118V117H151ZM185 118H187V117H185ZM191 118H193V117H191L190 116V119ZM232 118V117H231ZM254 118V117H253ZM10 119V118H9ZM40 119H42V118H40ZM45 119V118H44ZM131 119V118H130ZM139 119H141L140 117H139ZM139 119H138V121H139ZM187 119H189V118H187ZM190 119L188 120V121H190ZM211 119V118H210ZM209 119V120H210ZM213 120H214V118H212ZM43 120V119H42ZM134 120V119H133ZM186 120V119H185ZM240 120V121H239ZM52 121L54 122L55 120L54 119H52ZM97 121H99V120H97ZM218 121V122H217ZM223 121V122H222ZM225 121V122H224ZM255 121H256V119H255ZM259 121L260 122H264V115H262L260 118H259ZM12 122V121H11ZM110 122V121H109ZM112 122H114L115 123V121H112ZM132 122V121H131ZM130 122V123H131ZM136 122V121H135ZM134 122V123H135ZM140 122V121H139ZM138 122V123H139ZM141 122H142V120H141ZM140 122V123H141ZM184 122V121H183ZM186 122V121H185ZM211 122H212V120H211ZM222 123V125H221V123ZM258 122V121H257ZM257 122H254V124L255 123H257ZM104 123V122H103ZM106 123H108L107 121H106ZM105 123V124H106ZM137 123V122H136ZM135 123V124H136ZM213 123V122H212ZM226 123V124H225ZM97 124V123H96ZM116 124V123H115ZM211 123H209V125H210ZM240 124H243L242 126L240 125ZM259 124V123H258ZM99 125V124H98ZM101 125H103V124H101ZM213 125H215V128H216V124H211L210 125V128H212L211 126H213ZM230 125V126H231ZM241 127H240V126ZM8 126V125H7ZM104 126V125H103ZM109 126V125H108ZM107 126V127H108ZM130 126H133L132 124L130 125ZM230 126H227L226 128H224L223 130L226 132V130H228V128L230 127ZM97 127V126H96ZM99 127H102V126H99ZM106 127V128H107ZM117 127V126H116ZM245 127H247V128H245ZM262 127V126H261ZM94 128H95V126H94ZM98 128V127H97ZM253 128H255V129H257L258 128V126L257 127H253ZM119 129V128H118ZM216 129H221V128H216ZM226 129V130H225ZM242 129V130H243ZM96 130V129H95ZM102 130H104V129H102ZM101 130V131H102ZM105 130H107V129H105ZM120 130V129H119ZM215 130V129H214ZM222 130V129H221ZM222 130V131H223ZM232 130V129H231ZM231 130H229L230 131V133L232 132ZM253 130V129H252ZM97 131V130H96ZM100 131V130H99ZM100 131V132H101ZM216 132L218 131V130H215ZM222 131H220V132H222ZM223 131V132H224ZM229 131L228 132H226V134L227 133H229ZM257 131H259V128H258V130H256V132ZM263 131V130H262ZM83 132V131H82ZM99 132V133H100ZM142 132V131H141ZM220 132H218V133H220ZM255 132V131H254ZM264 132V131H263ZM263 132H262V134H263ZM89 133V132H88ZM104 133V132H103ZM119 133H121V132H119ZM123 133V132H122ZM236 134H237V132H235ZM234 133V131H233V133H231V134H233V135H235L236 136V134ZM243 133V132H242ZM247 133H248V131H247ZM259 133H261V132H259ZM83 134V133H82ZM101 134V133H100ZM99 134V135H100ZM108 134H109V131H108ZM111 134V133H110ZM109 134V135H110ZM223 134H225V133H223ZM255 134V133H254ZM262 134H260L261 136H262ZM112 135V134H111ZM228 135H230V134H228ZM250 135V134H249ZM107 136V135H106ZM218 136V135H217ZM226 136V135H225ZM251 136V135H250ZM16 137V136H15ZM83 137V136H82ZM84 137H86V135H84ZM88 137V136H87ZM90 137V136H89ZM108 137H110V136H108ZM231 137H234V136H232L231 135ZM237 137V136H236ZM241 137V136H240ZM260 137V136H259ZM259 137H257V139L259 138ZM263 137V136H262ZM262 137H261V139H262ZM112 138V137H111ZM194 138V137H193ZM228 137H226L225 139L226 140H228V139H231V138H228ZM238 138H239V136H238ZM255 138V137H254ZM88 139V138H87ZM114 139V138H113ZM115 139H117V138H115ZM196 139V138H195ZM233 139V138H232ZM257 139H255V140H257ZM85 140V139H84ZM202 140H203V138H202ZM240 140H242V138H240ZM245 140V139H244ZM87 141V140H86ZM91 141V140H90ZM89 141V142H90ZM94 141V140H93ZM195 141V140H194ZM193 141V142H194ZM199 141V140H198ZM230 141V140H229ZM259 141V140H258ZM257 141V142H258ZM261 141V140H260ZM116 142V141H115ZM228 142V141H227ZM198 143V142H197ZM230 143V142H229ZM90 144H93L94 145V143H91L90 142ZM208 144V143H207ZM228 144V143H227ZM197 145V144H196ZM232 145V144H231ZM7 146H9V145H7ZM19 146V145H18ZM213 146V145H212ZM211 146V147H212ZM218 146V145H217ZM261 146V145H260ZM94 147V146H93ZM96 147H98V146H96ZM209 147V146H208ZM216 147V146H215ZM229 147H230V145H229ZM207 148V147H206ZM218 148V147H217ZM228 148V147H227ZM202 149H204L203 150V152L205 151V146L202 148H199L198 150H200V152H202ZM212 149H214L213 147H212ZM232 149V148H231ZM96 150V149H95ZM220 150V152H223V151H221L222 149H219ZM228 150H229V148H228ZM228 150H226V151H224L225 152V154H228L229 155V153H227V151ZM217 151H218V149H217ZM233 151V150H232ZM193 154H192V153ZM210 152V151H209ZM215 152H216V150H215ZM220 152L218 151V155H220ZM223 152V153H224ZM240 152V151H239ZM205 153L207 154V152L205 151ZM211 153H214V152H212L211 151ZM234 153V152H233ZM93 154V153H92ZM194 154H196V152H194V151H190V152H186V154H184V155H188V158L189 157H191L192 158V156L191 155H194ZM236 154V153H235ZM167 155V154H166ZM207 155H210V154H207ZM222 153H221V159H218V157H217V155L215 156V157H217L216 159H218V160H222L221 162L219 161V164H217L218 162V160L215 162L214 161V158H209L208 157V159H206V158H198V156H200V154H198L197 156H195V158L193 157V159H186L184 162H181L182 163V166H180V164L181 163H179L180 161H182V159H180V161H179V157L177 158L176 157V155L175 154H173V156H175L176 158V160H177V162H176V165H178V166H176L174 163V165H172V166H174V167H172L170 164V166L172 167V171L175 169V168H177V169H175L174 171H176V172H174V174H173V176H175V177H177L179 180H181L183 183H185L186 184V187H179V189H177V191L175 190L174 192H175V194H174V197H170V195H169V197H167V198H165V199H167V200H163V197H162V195H160V197H159V200H153V201H151V199H153V197L151 196V195H149V199H148V197H147V200H149V202L148 201H146V199H143V198H146L145 196H144V194L146 193H140L141 194V196H142V201L144 200V203H143V205L145 206V207H143V205H142V203H141V205L140 204H137V205H132V204H126L125 206H123V207H121V208H119V210H115V209H112V207L111 208H109V209H106V208H104L105 207V205L103 206V208L102 207H100V208H98V209H91V208H86V209H82V210H80L79 212H77V213H75V214H73L71 211H66L67 209H66V207L65 208H63V209H65L64 211H61V210H63V209H61V210H59L60 212H54V211H52V210H50V209H43V208H39V207H35V208H33V218H34V220H36V219H39V224H33L38 230V232L37 233H35V230H33V228H35L33 225H31V226H33V227H30L29 226V224H28V221H26L25 220V217L23 216L25 213H26V211L28 212L29 210V208L31 207V205H32V203L30 202V195H29V197L26 195H24L23 197H21V198H19V200L17 201V203L15 204V206H12V208H8L7 210H2L1 211V213H3V215H2V218L4 217V219H5V221H6V223H9L10 221H12V217H16V220H19V219H23V223L22 224H19V223H17V221L16 220H14V223H13V225H16L15 226V229L13 228V230H16V232H17V236H18V239H16L17 237H12L13 235L11 234V233H9L10 235H7L8 236V238H6V236L5 237H3V233H6V232H2V230H1V232H2V234H0V235H2V237L0 238V239H4L5 238V242H9V240H11L10 242L11 243H13L14 245H16L15 247H17L20 243H21V240H25V237L26 238H28V240H29V238H31V240H33L32 242H34L35 241V239H33V238H37L36 239V241L38 240V238H39V240H40V244H38V245H36V246H40L41 248H37L38 250V255L36 254H30V253H28V255H29V257L27 258V257H23V258H21V259H19L20 257V255L17 257V256H15L14 258H18L19 260H21V262L19 263V264H138L137 262H135V259H137V257L135 256V255H137V254H141V255H146V258L147 259H151V260H154V261H157L158 262V264H264V170H250V169H247V171H246V175L245 176H240L239 174H236L237 172H238V168L240 167V166H238V168L237 167H235L234 165L232 166V168L234 167V168H237V172H236V170H234V168L233 169H229L230 167L228 166V164H229V157L227 158V157H225L226 159L223 161V159H222ZM230 155H232L231 153H230ZM234 155V154H233ZM232 155V156H233ZM251 155V154H250ZM260 155H262V154H260ZM180 156V155H179ZM213 156V157H214ZM223 156H225V155H223ZM169 157H171L170 155H169ZM181 157V156H180ZM234 157V156H233ZM232 157V158H233ZM262 157V156H261ZM260 157V158H261ZM263 157H264V155H263ZM262 157V158H263ZM161 158V157H160ZM197 158V159H196ZM172 159V158H171ZM175 159L173 160V161H175ZM194 159H196V162L194 161ZM236 159V158H235ZM160 160V159H159ZM163 160V159H162ZM166 160V159H165ZM259 160V159H258ZM172 161V162H173ZM191 161V162H190ZM226 161L228 162L227 164H226ZM232 161V160H231ZM233 161H235V160H233ZM262 161H263V159H262ZM153 162H154V160H153ZM169 161L167 160L166 162H164V164H165V167H166V164L168 163ZM214 162V163H213ZM223 162H225V164L226 165H224V163ZM162 163V165H164L163 164V162H161ZM216 163V164H215ZM154 164V163H153ZM221 164H223L224 166H228L229 168H226V167H224V166H221ZM150 164H148V166H149ZM152 165V164H151ZM169 165L167 166V167H169ZM219 167H218V166ZM153 166V165H152ZM157 166V165H156ZM221 166V167H220ZM160 167V166H159ZM151 168V167H150ZM174 168V169H173ZM1 169V168H0ZM168 170H169V168H167ZM171 169V168H170ZM228 169V170H227ZM167 170V171H168ZM183 170H185L186 172L185 173H187V175L188 176H182L181 175V177H180V173L181 174H184V171L182 172ZM231 170H234L233 172L231 171ZM5 171V170H4ZM151 171H152V169H151ZM158 171V170H157ZM171 171V172H172ZM177 171H178V173L179 174H175V173H177ZM0 172H1V170H0ZM236 172V173H235ZM7 172H5V174H6ZM158 173H159V171H158ZM10 174V173H9ZM151 174V172L150 173H148V176ZM160 174V173H159ZM169 174H170V172H169ZM169 174H166L167 176L169 175ZM48 175H50V174H48ZM161 175H162V173H161ZM166 175H163V176H166ZM172 175V174H171ZM177 175V176H176ZM237 175H239V176H237ZM144 176V175H143ZM154 175L152 174V177H153ZM160 176V175H159ZM4 177H5V175H4ZM10 177V176H9ZM150 178H148L149 180H148V182H152L151 180H152V177H151V175L149 176ZM155 177V176H154ZM154 177H153V179H154ZM3 178V177H2ZM49 178V177H48ZM66 178V177H65ZM144 178L146 179V177L144 176ZM143 178V179H144ZM164 178V177H163ZM181 178V179H180ZM183 178V179H182ZM4 179V178H3ZM52 179V178H51ZM141 179V178H140ZM151 179V180H150ZM161 179V178H160ZM13 180V179H12ZM156 180V179H155ZM158 180V179H157ZM37 181V180H36ZM47 181V180H46ZM48 181H50V179L48 180ZM162 181V180H161ZM51 182V181H50ZM157 182V181H156ZM159 182V181H158ZM41 183H42V181H41ZM40 183V184H41ZM44 183V182H43ZM46 183V182H45ZM44 183V184H45ZM163 183H165V182H162L161 184H163ZM169 183V182H168ZM172 182H170V184H171ZM182 183V184H183ZM51 184V183H50ZM149 184V183H148ZM166 184H167V182H166ZM184 184V185H185ZM13 185V184H12ZM153 185V184H152ZM160 185V184H159ZM168 185V184H167ZM18 186V185H17ZM50 186V185H49ZM149 187H150V184L148 185ZM154 186V185H153ZM153 186H151L150 188H152ZM160 186H162V185H160ZM160 186H158V185H155V187H159L160 188ZM164 184H163V186L161 187V188H164ZM14 187V186H13ZM67 187V186H66ZM167 187L168 186H165V188H166V190H167ZM50 188H52V187H50ZM171 188V187H170ZM183 188V189H182ZM23 189V188H22ZM53 189V188H52ZM143 189V188H142ZM152 189H154V188H152ZM15 190V189H14ZM164 190V189H163ZM165 190V191H166ZM31 191V190H30ZM45 191V190H44ZM144 191V190H143ZM152 191V190H151ZM168 191V190H167ZM15 192V191H14ZM68 192H69V190H68ZM68 192H66V193H68ZM19 193V192H18ZM32 193H33V191H32ZM31 194V193H30ZM34 194V193H33ZM99 194H100V192H99ZM143 194V195H142ZM146 196L148 195L147 193L145 194ZM153 195V194H152ZM171 195H173V192H172V194ZM0 196H1V193H0ZM32 197H33V195H31ZM63 196V195H62ZM85 196H86V194H85ZM90 196H92V195H90ZM95 196V195H94ZM140 196V197H141ZM144 196V197H143ZM2 197V196H1ZM31 197V198H32ZM59 197V196H58ZM96 197H98V196H96ZM152 197V198H151ZM35 198V197H34ZM33 198V199H34ZM60 198V197H59ZM92 198H93V196H92ZM151 198V199H150ZM169 198V199H168ZM4 199V203H6L5 202V198H2V200ZM10 199V198H9ZM36 200V199H35ZM69 200V199H68ZM99 200V199H98ZM138 200H139V198H138ZM169 200L171 201V202H169ZM11 201V200H10ZM72 201H73V199H72ZM71 201V202H72ZM100 201H101V199H100ZM133 201V200H132ZM140 201V200H139ZM138 201V202H139ZM165 201V202H164ZM173 201V202H172ZM53 202V201H52ZM63 202V201H62ZM68 202V201H67ZM67 202H65V203H67ZM134 202V201H133ZM141 202V201H140ZM139 202V203H140ZM1 203H2V201H1ZM7 203H8V201H7ZM10 203V202H9ZM15 203V202H14ZM64 203V204H65ZM68 203H70V202H68ZM135 203V202H134ZM161 203H164L165 205L166 204H168V203H170V204H168V205H166V206H168V208H166V206L165 205H163V204H161ZM172 203V204H171ZM106 204V203H105ZM147 204V205H146ZM5 205H7V204H5ZM4 205V206H5ZM10 205V204H9ZM8 205V206H9ZM87 205V204H86ZM89 205V204H88ZM99 206H101L100 205V203L98 204ZM131 205V206H130ZM140 205V206H139ZM2 206V205H1ZM0 206V207H1ZM64 206H66V204L64 205ZM108 206V205H107ZM137 206V207H136ZM171 208H170V207ZM7 207V206H6ZM10 207V206H9ZM14 207V208H13ZM60 208V207H59ZM95 208V207H94ZM97 208V207H96ZM110 209H112V210H110ZM116 212H115V211ZM17 213V214H16ZM17 216H16V215ZM27 214V213H26ZM1 216V215H0ZM15 217H14V219H15ZM21 217H23V218H21ZM2 218H0V220H2V221H4ZM31 218V217H30ZM29 220V219H28ZM38 221V220H37ZM44 221L46 222L45 224H43L44 223ZM13 222V221H12ZM11 222V223H12ZM15 222H16V224H15ZM18 222H20V221H18ZM30 222H31V220H30ZM29 222V223H30ZM41 222H42V224H41ZM70 222V223H69ZM1 224V223H0ZM3 225V224H2ZM5 225V224H4ZM11 225V224H10ZM12 226V225H11ZM11 226H9V227H11ZM12 229V228H11ZM5 231V230H4ZM9 232H10V229L8 230ZM12 235V236H11ZM36 236V237H35ZM38 236V237H37ZM9 237H11V238H9ZM20 237V238H19ZM7 239H9V240H7ZM28 240H25V241H28ZM38 240V241H39ZM22 241V242H23ZM0 242H1V240H0ZM2 242H3V240H2ZM9 242V243H10ZM30 242V243H29ZM30 240L28 241V244L30 245H33V243H32ZM5 244H7V245H10V244H8V243H5ZM23 244V243H22ZM25 244H26V242H25ZM3 245H4V242L2 243V248H3ZM5 246V245H4ZM11 246V245H10ZM13 246V245H12ZM0 248H1V246H0ZM2 248H1V250H2ZM19 248V247H18ZM36 248V247H35ZM3 249H5V248H3ZM41 249V250H40ZM13 250H14V248H13ZM12 250V251H13ZM6 250H4V252H5ZM18 251H19V249H18ZM1 252V251H0ZM3 252V251H2ZM1 252V253H2ZM15 253V252H14ZM13 253V254H14ZM3 254V253H2ZM5 254V253H4ZM3 254V255H4ZM19 253H17V255H18ZM2 255V256H3ZM2 256H0V260H1V258H3V260L4 261H2V262H6L5 264H14L13 263V261L10 259V262H7L6 260H8L9 259V256L6 254V255H4L3 257ZM8 258V259H7ZM17 258L15 259V260H17ZM14 260V261H15ZM18 260V261H19ZM12 261V262H11ZM0 263V264H3V263ZM17 263V261H15V264Z\"/></svg>",
    "mask_w": 264,
    "mask_h": 264
}]
</instances>
